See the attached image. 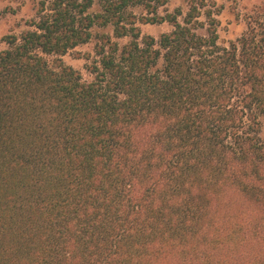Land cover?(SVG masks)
I'll list each match as a JSON object with an SVG mask.
<instances>
[{"label":"trees","instance_id":"1","mask_svg":"<svg viewBox=\"0 0 264 264\" xmlns=\"http://www.w3.org/2000/svg\"><path fill=\"white\" fill-rule=\"evenodd\" d=\"M164 2L41 0L4 38L0 264H264V22L222 46L192 0L142 37Z\"/></svg>","mask_w":264,"mask_h":264},{"label":"rangeland","instance_id":"2","mask_svg":"<svg viewBox=\"0 0 264 264\" xmlns=\"http://www.w3.org/2000/svg\"><path fill=\"white\" fill-rule=\"evenodd\" d=\"M41 0H0V52L7 48L4 38L8 35L19 36L28 29V22L35 18L36 9ZM164 5H156L154 11L144 8H130L129 11L137 18L136 27L141 31L142 37L151 36L159 38L164 33L173 30L168 22L159 19L154 23H143L142 18H164L168 15H178L180 22L186 16L192 0H163ZM201 17L198 19L203 26L199 33L207 35L211 26L210 14L214 20L213 25L217 32L219 43L228 46L239 39L254 22H264V0H203L199 6ZM92 13H101L102 6L97 3L91 10ZM112 27L96 26L93 30V39L70 51L63 57V61L78 70L85 81L91 80L88 66L95 60L96 50L102 44L103 35L113 36ZM115 40V39H113ZM123 45L128 38L116 40ZM261 137L264 139V122L261 127Z\"/></svg>","mask_w":264,"mask_h":264}]
</instances>
